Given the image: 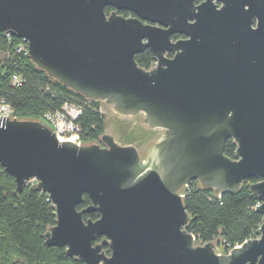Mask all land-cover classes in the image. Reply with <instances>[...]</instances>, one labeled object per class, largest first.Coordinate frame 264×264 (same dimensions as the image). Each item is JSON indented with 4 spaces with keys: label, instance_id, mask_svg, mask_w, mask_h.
<instances>
[{
    "label": "water",
    "instance_id": "1",
    "mask_svg": "<svg viewBox=\"0 0 264 264\" xmlns=\"http://www.w3.org/2000/svg\"><path fill=\"white\" fill-rule=\"evenodd\" d=\"M0 31L64 85L163 128L142 158L109 133L79 144L0 116L1 164L55 207L46 245L89 264H264V0H0ZM146 48L150 68L136 60ZM254 176L260 234L226 254L199 243L182 187L197 179L222 195Z\"/></svg>",
    "mask_w": 264,
    "mask_h": 264
},
{
    "label": "trees",
    "instance_id": "2",
    "mask_svg": "<svg viewBox=\"0 0 264 264\" xmlns=\"http://www.w3.org/2000/svg\"><path fill=\"white\" fill-rule=\"evenodd\" d=\"M111 8L108 6L106 10L110 12ZM4 36L0 31L1 45L8 46ZM136 60L144 68H150L156 61L149 48L138 53ZM13 73L24 77L21 86L11 85ZM0 93L6 96L22 119L39 120L48 110L77 103L82 107L79 124L83 129L81 135L84 142H100L106 133L108 124L99 100L86 98L51 77L29 55L14 53L13 59L6 65H0ZM142 138L147 141L152 137L147 134ZM125 140L129 143L134 139L127 137ZM236 148L235 140L227 139L225 154L235 158ZM258 179L256 176L249 177L237 191H227L222 195L213 188L202 186L197 179L191 180L184 190V203L190 214L187 229L198 237V241L204 243L218 239L226 249L258 236L263 213L256 209V205L261 199L250 189L251 183ZM48 197V193L33 188L30 183L18 190L14 175L0 162V264H89L69 255L65 246L46 245L44 233L57 217ZM89 203V196L84 194V201L78 208ZM98 216L97 212L85 214V217L94 219Z\"/></svg>",
    "mask_w": 264,
    "mask_h": 264
},
{
    "label": "built area",
    "instance_id": "3",
    "mask_svg": "<svg viewBox=\"0 0 264 264\" xmlns=\"http://www.w3.org/2000/svg\"><path fill=\"white\" fill-rule=\"evenodd\" d=\"M3 33L5 35V41L7 42L8 46L1 45L2 39L0 37V65H6L9 60L13 59L14 53H18L21 55H29V44L27 41L20 37V40L17 41L13 37L14 35L6 32ZM10 80L11 85L16 87L21 86L25 81L24 77L19 73H13ZM81 113L82 107L79 104L69 103L63 108L46 111L41 119L45 121L54 132L56 131L55 133L60 139L72 140L74 142L82 144L84 143V140L81 135L83 129L79 124V118ZM0 116H8L9 118H19L16 114L14 106L8 101V99L3 93H0ZM35 182V179H30L28 183L33 185ZM47 199L51 201L50 197H48ZM260 203L261 201H259L257 205H259ZM231 249H226L224 247L223 252H216L219 254H226L229 253Z\"/></svg>",
    "mask_w": 264,
    "mask_h": 264
},
{
    "label": "rangeland",
    "instance_id": "4",
    "mask_svg": "<svg viewBox=\"0 0 264 264\" xmlns=\"http://www.w3.org/2000/svg\"><path fill=\"white\" fill-rule=\"evenodd\" d=\"M98 100L100 102V109L104 113L108 124L106 133L112 134L115 137L116 141L121 144H133L137 146L142 158H145L152 144L156 140L158 134L163 131V128L149 126L144 121L145 114L143 112H139L134 115H121L111 108L112 105L110 103L106 102L105 100ZM39 120L47 124L42 119ZM144 132L146 134H143ZM147 134L152 138H150V140L144 141L142 135ZM127 137H133L134 140L129 143H125L127 142L125 140ZM89 143H91V141ZM185 187L186 186H183L181 189L182 194L184 193ZM198 242L200 243V241ZM214 242L216 243V251L223 252L225 246L221 242H219L218 239L214 240Z\"/></svg>",
    "mask_w": 264,
    "mask_h": 264
},
{
    "label": "flooded vegetation",
    "instance_id": "5",
    "mask_svg": "<svg viewBox=\"0 0 264 264\" xmlns=\"http://www.w3.org/2000/svg\"><path fill=\"white\" fill-rule=\"evenodd\" d=\"M113 10H115L114 7H112L110 11H113ZM117 12L122 14V15H124V16H135V14L133 12L128 11V10H118ZM174 36H177V37H174ZM180 37H183V35H180V34H174L173 35L174 39H177V38H180ZM170 55H172V54H170ZM102 145H104V144H102Z\"/></svg>",
    "mask_w": 264,
    "mask_h": 264
}]
</instances>
